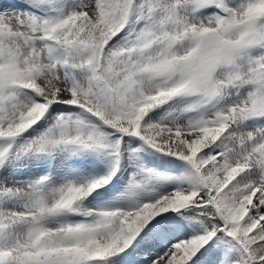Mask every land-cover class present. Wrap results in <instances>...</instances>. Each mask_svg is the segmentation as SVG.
Segmentation results:
<instances>
[{"label": "snow or ice", "instance_id": "snow-or-ice-1", "mask_svg": "<svg viewBox=\"0 0 264 264\" xmlns=\"http://www.w3.org/2000/svg\"><path fill=\"white\" fill-rule=\"evenodd\" d=\"M0 264H264V0H0Z\"/></svg>", "mask_w": 264, "mask_h": 264}]
</instances>
